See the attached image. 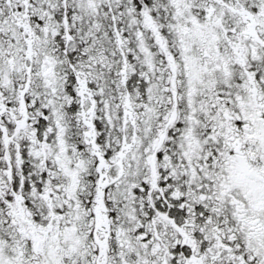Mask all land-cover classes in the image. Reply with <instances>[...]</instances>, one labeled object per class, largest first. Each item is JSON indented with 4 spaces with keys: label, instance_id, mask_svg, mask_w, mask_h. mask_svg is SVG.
I'll return each instance as SVG.
<instances>
[{
    "label": "snow or ice",
    "instance_id": "6c2138e0",
    "mask_svg": "<svg viewBox=\"0 0 264 264\" xmlns=\"http://www.w3.org/2000/svg\"><path fill=\"white\" fill-rule=\"evenodd\" d=\"M0 264H264V0H0Z\"/></svg>",
    "mask_w": 264,
    "mask_h": 264
}]
</instances>
